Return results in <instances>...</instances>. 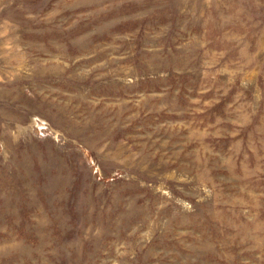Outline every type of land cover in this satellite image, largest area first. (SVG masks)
<instances>
[{
  "label": "rangeland",
  "instance_id": "374dc122",
  "mask_svg": "<svg viewBox=\"0 0 264 264\" xmlns=\"http://www.w3.org/2000/svg\"><path fill=\"white\" fill-rule=\"evenodd\" d=\"M0 264H264V0H0Z\"/></svg>",
  "mask_w": 264,
  "mask_h": 264
}]
</instances>
